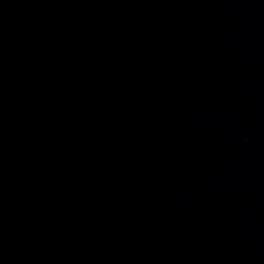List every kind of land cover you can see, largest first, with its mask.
<instances>
[{"label":"water","instance_id":"95a60500","mask_svg":"<svg viewBox=\"0 0 264 264\" xmlns=\"http://www.w3.org/2000/svg\"><path fill=\"white\" fill-rule=\"evenodd\" d=\"M0 264H264V0H0Z\"/></svg>","mask_w":264,"mask_h":264}]
</instances>
